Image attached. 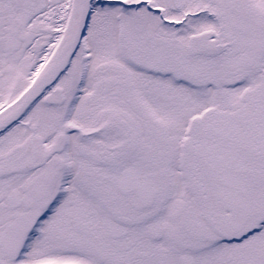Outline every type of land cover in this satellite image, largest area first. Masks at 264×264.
Wrapping results in <instances>:
<instances>
[{
    "label": "snow or ice",
    "instance_id": "6c2138e0",
    "mask_svg": "<svg viewBox=\"0 0 264 264\" xmlns=\"http://www.w3.org/2000/svg\"><path fill=\"white\" fill-rule=\"evenodd\" d=\"M0 264H264V0H0Z\"/></svg>",
    "mask_w": 264,
    "mask_h": 264
}]
</instances>
